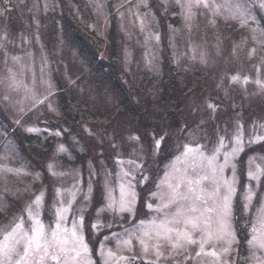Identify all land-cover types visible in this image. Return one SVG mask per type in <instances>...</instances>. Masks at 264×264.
Here are the masks:
<instances>
[{"label": "snow or ice", "instance_id": "obj_1", "mask_svg": "<svg viewBox=\"0 0 264 264\" xmlns=\"http://www.w3.org/2000/svg\"><path fill=\"white\" fill-rule=\"evenodd\" d=\"M174 2L189 31L200 10L199 14L207 16V22L212 26L220 17L225 21H238L241 28H249L252 41L249 59L256 55L257 45L264 49V0ZM3 3L5 6L0 8V16L11 10L10 0H3ZM95 7L100 15L107 16L102 11V4L98 3ZM123 7V3L117 5L121 20L125 16V12L120 10ZM141 8L145 11L141 12ZM47 9L45 4L44 10ZM126 10L130 17L139 21L141 32H145L146 17L155 19L149 0H136ZM149 38H154L157 43L160 41V35L151 31L146 33V44ZM35 39L38 42L39 35ZM9 45H14V41L9 38L6 28L0 30V54L6 73L0 76V85L5 89L0 97L5 104L0 111L15 107L12 93L23 91L24 100L31 102L27 109L23 106L16 109V115L8 123H0V143L5 152L0 158L3 159H11L16 152V126H22L21 121L28 111L44 105L46 101V107L55 111L49 98L55 94L56 87L45 70L47 57L41 53L40 83L45 91L38 94L35 90L36 72L32 71L31 86L25 83V70L31 71V65L22 63L21 55L10 54ZM192 51L191 59L196 60L195 48ZM125 55L127 58L131 53L126 50ZM27 56L31 61L33 54L28 52ZM258 59L264 64V54ZM9 61L11 65H18L19 70H14ZM199 62L207 65L205 53L200 54ZM227 79L225 84V77L221 75L216 83L217 95L214 98L205 97L203 101L204 109L209 112L207 121L216 119V113L225 100L231 101L226 108H242L230 95L232 92H238L245 98L249 94L260 95L264 105V79L259 69L254 79L239 73ZM71 82L75 84V81ZM250 83L256 87V91L251 93L247 87ZM158 111L163 109L158 107ZM168 120L165 116L157 121V117L153 116L150 131L142 127L138 130L139 134H129L128 139L138 145L134 149V157H125L120 151L114 157L111 154L104 157V153L100 152L99 170L91 161L88 162L86 183L78 170L57 171L52 163H48L47 172L51 177L71 175L73 182L67 188L53 186V211L49 220L43 218L47 189L42 185L25 204L21 214L13 216L10 225L0 228V264H264V155H256L258 151L264 152V121L253 122L246 130L241 120L233 121L231 117H225L223 127L216 125L217 134L209 146L193 142V129L187 131V137L192 139L174 144L169 137ZM207 121L202 117L199 124ZM186 127L181 124V132ZM24 130L28 133L44 131L54 137L63 135L59 129L25 127ZM85 131L93 135L87 126ZM96 135L99 139V134ZM142 137L150 138L147 150L140 143ZM72 139L79 144L75 137ZM100 142L103 143L102 140ZM111 147L119 149L114 140ZM246 149L252 151L241 161L240 157ZM67 152L65 144H57L56 155ZM69 158H72L70 153ZM148 158L153 163L159 159L163 168L159 169L158 165L162 175L158 171L153 182L154 189H146L147 196L142 200L138 188L149 183L150 176L145 168ZM105 159L113 160L111 168L105 164ZM242 164L246 165L243 185L238 174ZM22 171L21 168L0 164V173L20 175ZM24 174L29 175L27 172ZM31 175L34 183L43 180L40 171ZM24 191H31V185ZM94 195L98 200L95 208ZM4 206L3 193H0V210ZM89 209H92L90 213ZM86 213L90 235H86L85 231ZM249 214L251 218L245 220ZM242 220L245 230L243 239L238 234ZM134 242L139 247V253L134 252ZM110 244H114L115 250ZM242 247L247 252L245 256L241 254Z\"/></svg>", "mask_w": 264, "mask_h": 264}, {"label": "rangeland", "instance_id": "obj_2", "mask_svg": "<svg viewBox=\"0 0 264 264\" xmlns=\"http://www.w3.org/2000/svg\"><path fill=\"white\" fill-rule=\"evenodd\" d=\"M98 3L103 5L102 11L107 13L106 17L97 12L95 5ZM122 3L124 7L120 10L125 12L123 20L117 14V5ZM135 3L136 0H10L11 10L5 16H0V30L6 28L9 38L14 41V45H9L10 54L21 55V62L26 66L31 65V71L27 68L25 70L23 77L25 83L31 86L32 71H35L37 76L35 90L38 94L45 91V87L40 83L41 53H43L47 57L45 70L50 74L51 81L56 87L55 94L49 98L53 102L55 111H50L46 107L47 101L44 105H38L28 111L21 121L22 126H16L14 141L16 152L12 154L11 159L0 158V164H7L10 167L24 170L20 175L0 173V193H3L5 201V206L0 210V228L10 225L13 216L21 214L25 204L32 199L42 185L47 189L43 218L46 221L50 219L53 211L51 200L53 186L70 187L73 177L71 175L62 178L51 177L47 172L48 163H52L57 171L74 172L78 170L86 183L88 162L91 161L99 170V161L102 158L99 155L100 152L104 153V157L109 156V154L114 157L117 151H120L125 157L135 156L134 149L138 146L137 142L130 141L128 136L130 133L139 134L138 127L121 112L114 119L106 121L110 123L108 125H98L87 117L83 118V111L77 118L73 114L69 120H66L68 117L66 111H71L66 102L71 101L72 96L76 95V99L73 98L75 101L88 105L87 109L90 108L92 113H96V109L106 112L108 107L116 108L117 104L118 108L123 100L103 84L97 83L95 73L85 63L80 48L66 35L62 23L65 15L72 22L82 25L94 35L95 40L91 47L100 58H111L115 52L118 54L121 61L120 68L123 72V75L120 76L121 82L127 88L142 90L143 99H138L133 95V98H136L133 99V102H136L137 105H142L145 98L151 101H156L159 98L154 89L155 86L145 80L161 79L167 56L176 68L180 79L182 78L181 85L193 77V71L204 72L205 89L201 90V87H197L184 98L186 111L177 115L178 124L173 132H169V137L174 144L185 139H192L187 137V131L193 129L195 130L194 143H206L211 146L217 134L215 127L216 125L223 127L225 117H231L233 121L241 120L246 130L253 122L264 121V105L261 104L260 95L249 94L245 98L238 92L230 93L236 98L237 103L242 105V108H226V105L231 101L225 100L221 109L216 113V119L212 121H207L209 112L203 106L205 97L214 98L217 95L216 83L221 75H224L225 84H227V77L232 74L248 75L254 79L257 69H259L260 76L264 79V64H261L258 59L260 55L264 54V49L257 45L256 55L251 59L248 58L249 50L252 47L249 28H241L238 21H225L220 17L216 18L217 23L212 26L207 22L208 17L200 15V10H198L195 20L191 22V31H189L174 0H167V3L165 0H149L155 19L146 17L145 32H141L139 21L135 17H130L126 10L129 4ZM45 4L48 5L47 11L44 10ZM4 6L3 0H0V8ZM140 11L144 12L145 9L141 8ZM59 15L61 17L57 18ZM148 31L160 35L159 43L154 38H149L148 43H145ZM36 35H39L38 42L35 39ZM116 39L118 42L113 44ZM193 48H195L196 60L191 59ZM234 49L235 51H233ZM126 50L131 53L130 57L126 58ZM28 52L33 54L31 61L27 56ZM202 52L205 53L206 66L199 62ZM218 52L219 54H217ZM9 65L14 70H19V66L11 65V61H9ZM5 74L3 56L0 54V76ZM71 81H75V84ZM63 87H68L71 95L63 97L62 95L65 96L66 93L62 92L61 88ZM232 87L237 86L233 85ZM247 87L250 93L256 91L254 84L250 83ZM4 93L5 89L3 85H0V97ZM220 94L222 96L223 92L221 91ZM11 99L15 107L0 111V123H8L16 115V109L21 106L27 109L31 102L24 100L23 91L12 93ZM216 102L220 103V101ZM4 104L5 102L0 99V108H3ZM238 112L242 114L237 115ZM123 117L126 118L123 119ZM202 117L207 122L199 124ZM181 124L187 126L184 132H181ZM198 125L199 127H197ZM85 126L92 131L93 135H89L85 131ZM25 127L47 128L53 131L59 129L63 135L54 137L44 131L28 133L24 130ZM231 127L232 125L229 124V128ZM96 134H99V139ZM33 136L41 138L42 145L27 148L25 141L28 137ZM72 137L79 141L78 145ZM48 140H50L48 147H51L47 151L42 148L43 145L47 147ZM101 140L103 143L100 142ZM112 140L119 145V149L111 147ZM149 142L150 138L144 137L140 141L146 150ZM59 143L65 144L68 149L67 153L55 154L56 146ZM256 147L259 148L258 145ZM250 151L252 150L246 149L240 160L243 161ZM69 153L72 158H69ZM4 155V146L0 143V157ZM256 155H264V152L258 151ZM105 164L111 168L113 160L105 159ZM158 165L159 169L163 168L159 159L156 163H153L151 158L145 160V168L148 169L150 180L147 185L138 188L142 200L147 196L146 189H154L155 187L153 182L158 175ZM245 169L246 165L244 164L238 169L241 185L246 179L243 174ZM35 171L43 173L42 181L33 182L31 174ZM24 172L29 173V175H25ZM159 174L162 175V171H159ZM29 185H31V191H24ZM239 195L240 192L238 191V198ZM97 202L98 200L94 195L93 208L96 207ZM91 211L92 209H89V213ZM87 215L88 213H86L85 231L86 235H90L87 231ZM250 218L251 215L249 214L244 219ZM243 223L242 220L238 233L241 239L245 235ZM102 235L103 233H101ZM93 244L95 245V241ZM110 246L115 250L114 244H110ZM134 252L139 253L136 242H134ZM124 254L132 255V253ZM241 254L242 256L247 255L243 247Z\"/></svg>", "mask_w": 264, "mask_h": 264}, {"label": "trees", "instance_id": "obj_3", "mask_svg": "<svg viewBox=\"0 0 264 264\" xmlns=\"http://www.w3.org/2000/svg\"><path fill=\"white\" fill-rule=\"evenodd\" d=\"M59 17L61 16H57V18ZM62 23L64 24L63 26L65 28L67 37H69V39L80 48V52L83 56V59L85 60V63L93 69L97 83L103 84L121 100H123L120 102L121 106L118 108L117 104L116 108L108 107L109 109L107 108L106 112L96 109V113H92L89 107V109H87L88 105L75 101L73 98L76 99V95L72 96L71 101L66 102L68 108H71V111L69 112L65 110L68 113L66 120H69L73 114H75V118H77L81 114L80 112L83 111V118L87 117L93 123H98V125H108L110 124L107 123L108 120L110 121L114 119L117 114L121 112L127 118H129L136 127H138V130L144 127L150 131L151 125L154 123L153 116L157 117V121H159L161 117L166 116L169 118L168 132H173V129L178 124L177 115L186 111V105L183 101L184 98L187 97L188 94L197 87H201V90L205 89V74L200 70L193 71V77L189 78L188 81L186 80L184 85H181L180 83L182 78L180 79V76L176 72V68L171 64L170 58L167 56L164 62V74L161 76V79L157 80L156 78H152L150 80H145L147 83L155 86L154 89L158 93L159 98L156 101H151L150 99L145 98V101L142 105H137L136 102H133V99H136L133 98V95L138 99H143L142 90L131 87L127 88L123 85L120 80V76L123 75V72L120 68L121 61L118 54L115 52L114 56L111 58H100L98 53H96L91 47L93 46L95 40V37L92 33H90L82 25H77L74 21L72 22V20L67 15L64 16ZM116 40L113 41V44L118 42V39ZM61 89L62 92H66L65 96L62 95L63 97L71 95L69 92L70 89H68V87H63ZM158 107L162 108L163 111H158ZM126 117H123V119ZM157 127H159L158 123ZM40 139L34 136L28 137L27 141H25V145H27V148L35 145L37 147L38 145H42V139ZM48 144L50 145V140H48L47 147ZM47 147L43 145L42 149L48 151L51 146L48 148Z\"/></svg>", "mask_w": 264, "mask_h": 264}]
</instances>
